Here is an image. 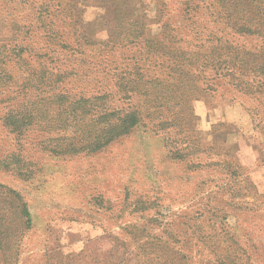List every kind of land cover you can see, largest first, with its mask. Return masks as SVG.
<instances>
[{"label":"rangeland","instance_id":"1","mask_svg":"<svg viewBox=\"0 0 264 264\" xmlns=\"http://www.w3.org/2000/svg\"><path fill=\"white\" fill-rule=\"evenodd\" d=\"M59 1L52 26L50 19L35 22L46 0H0V45L33 48L23 54L27 65L0 51V264H264V94L259 104L231 91L226 79L214 78L222 69L206 62L217 45L211 31L247 50H257L260 39L226 30V17L214 14L226 11V0ZM168 25L177 36L165 33ZM132 26L143 35L127 44L122 35ZM45 28L60 45L44 40ZM144 43L155 50L149 61ZM218 48L224 53L215 56L226 57V44ZM181 52L196 55L191 67L168 56ZM105 56L117 68L141 60L148 71L162 63L196 75L152 87L162 107H142L150 114L143 124L105 149L51 151L85 124L72 122L66 104L51 96L77 93L98 78L84 76L92 64L79 60ZM41 67L60 74L56 90L37 80ZM210 86L215 91L204 89ZM18 113L34 116L20 133L6 126ZM171 141L182 159L170 155ZM226 164L240 168L235 176ZM137 200L154 205L135 211Z\"/></svg>","mask_w":264,"mask_h":264},{"label":"trees","instance_id":"2","mask_svg":"<svg viewBox=\"0 0 264 264\" xmlns=\"http://www.w3.org/2000/svg\"><path fill=\"white\" fill-rule=\"evenodd\" d=\"M53 0H46L38 4L35 22H43L44 19H50V25L54 26L52 19L56 18L61 14L60 7L61 3L57 0L55 4H51ZM226 11L224 12H214L217 16L226 17V30L232 32L238 36L255 37L260 39L261 46L257 50L245 49L239 47L238 45H233V41L224 40L221 38H216L214 32H209L207 35L211 36L217 41V45H214L208 51L211 56L207 63H212L213 66H218L222 69L220 72H216L214 78L226 79L231 91L239 93L244 96H251L256 101L259 100L260 96L264 94V0H242L241 4L233 3L226 0ZM14 25V24H12ZM17 25V24H15ZM167 27V26H166ZM175 29L168 25L165 33L168 36L175 37ZM196 33V32H195ZM27 35V32L23 36ZM142 31L138 26H132L128 31L126 30L122 36L127 38V44H133L134 41H138L142 36ZM48 44L60 45L57 38L60 36L54 31L53 28H45L44 34L42 36ZM226 44V57L215 56V51L219 53H224L219 50L218 45ZM147 50L144 47L147 54V59L149 61V54L155 53L154 49L149 44H145ZM110 48H114L113 44L109 45ZM62 48L66 47L61 45ZM1 49H6L8 52L15 54L20 58V63L27 65L24 62L23 54H28L32 51L30 44L20 42V44L11 45L6 48L4 45H0ZM35 51V50H33ZM46 56V53L42 54ZM83 55V54H81ZM172 55L176 60L180 56L177 65L192 66V59L195 61L194 53L187 54V52H181L178 56L173 53H168V56ZM204 57H208L203 54ZM69 59H72L71 56ZM86 58H80L79 61H85L89 66H86L84 70V76L89 77L90 74L96 75L98 78H92L91 81L83 86L79 92H55L51 96V100L55 103L58 101H63L66 104V112L69 119L76 124V122H82L84 128H80L78 136H73L76 132H72V136L66 146H53L51 151L55 153H68V154H79V153H96L100 150L108 147L112 142L129 135L137 127L143 124V121L149 117V113L146 115L142 107H147L150 109H160L162 104L160 103V96L157 92L153 93L152 89L156 87H164L163 81L167 79H174V77H189L195 76V72L191 69L187 71L182 69L169 70L167 67L162 65V63L154 64L152 63L153 70L148 71L144 68V62L141 64V60H136L132 64L127 66H122V68H117L114 66V61L109 59V57H103L102 61L98 63H92L90 61L84 60ZM68 61V60H67ZM73 61V60H72ZM72 63V62H70ZM42 64V63H40ZM246 65V66H245ZM39 66V65H38ZM165 67V68H164ZM54 69V68H52ZM164 69V74H160L159 71ZM144 71L146 73H144ZM40 76L37 80L46 83V81H51L52 90H56V84L60 81V74L54 70L46 69L44 67L39 68ZM35 73V72H34ZM45 75H49L47 77ZM162 79H160V76ZM108 77V79H107ZM36 80V81H37ZM112 83L111 86L107 84ZM147 84L151 87H148ZM153 87V88H152ZM152 88V89H151ZM41 89V86H40ZM39 89V90H40ZM207 91H215V89L210 86L209 88H204ZM165 90V89H164ZM167 92L171 93L167 89ZM42 93V92H41ZM118 100L127 101L123 107L116 106L114 103ZM140 98L143 100L139 105ZM158 99V100H156ZM161 100H163L161 98ZM132 101V102H131ZM139 102V103H138ZM259 104H261L258 101ZM62 104V103H61ZM248 111L252 112L257 116V108L248 107ZM6 126L10 127L12 131L20 133L23 128L29 126L34 119L31 113H18L6 117ZM88 121V122H87ZM257 127V126H256ZM69 128H74L70 125ZM155 131V129H153ZM166 141H169L166 139ZM170 144H174L170 149V155L174 159H182L184 156L177 155L178 150H174L175 142L171 141ZM226 173L231 177L235 176L238 168H235L232 164H226ZM20 172L19 175H22ZM24 177L25 176L24 174ZM154 205V202L145 201H135L134 210L143 211ZM21 216L24 220L25 227H29L31 224V218L28 210L26 208L21 209ZM135 228V227H132ZM146 243L145 245H147ZM148 264H151L149 262Z\"/></svg>","mask_w":264,"mask_h":264}]
</instances>
